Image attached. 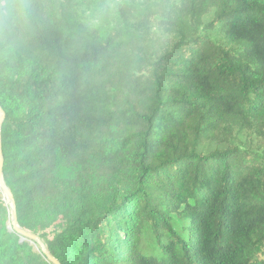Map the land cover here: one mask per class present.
<instances>
[{"label": "trees", "instance_id": "16d2710c", "mask_svg": "<svg viewBox=\"0 0 264 264\" xmlns=\"http://www.w3.org/2000/svg\"><path fill=\"white\" fill-rule=\"evenodd\" d=\"M0 107L60 264H264V0H0ZM0 264H52L1 200Z\"/></svg>", "mask_w": 264, "mask_h": 264}, {"label": "water", "instance_id": "95a60500", "mask_svg": "<svg viewBox=\"0 0 264 264\" xmlns=\"http://www.w3.org/2000/svg\"><path fill=\"white\" fill-rule=\"evenodd\" d=\"M5 118V113L3 109L0 107V190L4 192L6 197L8 206L10 208V227L13 229L15 233L21 236L22 240L30 241L32 244L37 245L40 249L42 254L46 257V259L51 262L52 264H60L55 258H53L47 248L44 246L43 242L40 238L34 234L28 233L20 228L17 220V212H16V204L14 201L13 194L11 190L6 186L4 182L3 176V165H4V158L2 152V139H1V127Z\"/></svg>", "mask_w": 264, "mask_h": 264}, {"label": "rangeland", "instance_id": "374dc122", "mask_svg": "<svg viewBox=\"0 0 264 264\" xmlns=\"http://www.w3.org/2000/svg\"><path fill=\"white\" fill-rule=\"evenodd\" d=\"M253 141V140H252ZM2 194H0V200L3 202V201H5V205H7L8 206V203H7V200H6V197H5V195H4V192L3 191H0ZM51 239V238H50ZM149 244H145V242H142L141 243V246H140V248H139V252L140 253H144V251L146 250V248H147V246H148Z\"/></svg>", "mask_w": 264, "mask_h": 264}]
</instances>
